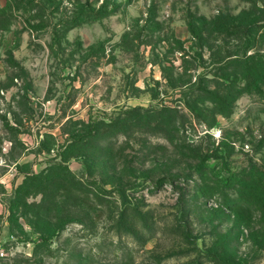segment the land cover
Here are the masks:
<instances>
[{"label":"rangeland","instance_id":"obj_1","mask_svg":"<svg viewBox=\"0 0 264 264\" xmlns=\"http://www.w3.org/2000/svg\"><path fill=\"white\" fill-rule=\"evenodd\" d=\"M0 264H264V0H0Z\"/></svg>","mask_w":264,"mask_h":264},{"label":"trees","instance_id":"obj_2","mask_svg":"<svg viewBox=\"0 0 264 264\" xmlns=\"http://www.w3.org/2000/svg\"><path fill=\"white\" fill-rule=\"evenodd\" d=\"M102 8V7H101ZM101 8H100V10L98 11L99 12V14L98 13H96V15H97V17H99V18H104V17H106V16H108V13H101ZM80 9H82V7H80ZM78 11H79V8H78ZM78 11H77V13H76V15L74 16V18L75 19H73V21H74V23H80L81 21H87L91 16H92V14H86L85 12H84V10H80L79 11V14H78ZM230 22H233L234 24H238L239 23V19L238 18H233V17H229V16H222V17H219V18H217V20H211V21H209V24H217V26H221V28L222 27H224V25H227L228 23H230ZM196 40H198V41H202V39L203 38H201L200 37V35H198V34H194V36H193ZM162 71H163V69H162ZM163 79H168L169 80V83H170V85H173V83L175 84V85H177L178 83L179 84H183L182 82H181V77H176V78H174V80H170V78L169 77H167V76H164L163 77ZM245 79H246V83H248L249 82V79H250V77L249 76H246L245 77ZM248 80V81H247ZM171 81H173V82H171ZM187 84H189V82H187ZM203 91H205V93H206V96L205 97H200L201 99H203V100H201V101H211V102H213V103H224V101L222 102L221 101V99H222V97H218V95H216L214 92H212V90H208L206 87H204L203 88ZM192 94H194V92H192ZM218 97V98H217ZM188 106H190L189 105V103L187 104ZM218 111H220V113H222L223 112V108H221V110H218ZM160 112H162V113H164V114H166L167 112H170V109L169 108H167L166 106L165 107H163L162 108V110H160V111H158V113H160ZM164 114H160L161 116H164V118H166V116L168 117V114L165 116ZM163 118V119H164ZM113 122H111L110 124H112ZM109 124V125H110ZM38 178H40L39 176H37ZM39 182H42V181H40V180H38Z\"/></svg>","mask_w":264,"mask_h":264}]
</instances>
